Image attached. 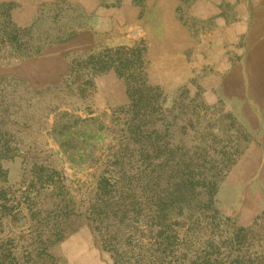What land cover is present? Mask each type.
<instances>
[{"label": "rangeland", "instance_id": "rangeland-1", "mask_svg": "<svg viewBox=\"0 0 264 264\" xmlns=\"http://www.w3.org/2000/svg\"><path fill=\"white\" fill-rule=\"evenodd\" d=\"M132 97L147 152L122 160ZM0 116V264H264V0H0ZM180 165L194 202L156 226L150 197ZM104 177L139 225L101 241L76 220L47 244L51 202L77 208Z\"/></svg>", "mask_w": 264, "mask_h": 264}, {"label": "trees", "instance_id": "trees-1", "mask_svg": "<svg viewBox=\"0 0 264 264\" xmlns=\"http://www.w3.org/2000/svg\"><path fill=\"white\" fill-rule=\"evenodd\" d=\"M128 108L130 110L128 109L126 111L123 119L124 122L121 124L116 122L111 128L112 135L114 136L113 138H115L114 148L116 149V152L121 155L120 158L122 160L124 157L127 158V155L133 151L140 153L138 154V157L141 160L142 155L147 151L143 150V144H141L142 141H136L135 138H144L147 123L150 124V122L145 121L143 115L145 108L141 112L142 109L138 105L137 97L136 99L135 97L130 99V106ZM64 116L70 118V114L64 113ZM73 117L75 120L80 121L78 117L74 115ZM158 121L159 119L155 118L151 125L157 126L156 123ZM69 122L70 119H68V122L66 121L65 128L63 127L59 130L60 137H64L65 133L69 131ZM81 122L84 123V121ZM68 134L70 133L68 132ZM6 149H8V147H6ZM0 152H4L3 148ZM114 156L117 157L118 155L115 154ZM186 172L187 167L184 165L174 167L173 172L167 177V181L160 183L161 186L163 185V190H161L160 193L157 192L153 194L156 197L153 195L150 197V199L154 200V225L162 227L161 223L166 220V212L168 210H172L180 206L184 207V205L191 206L193 204L194 196L189 195L190 191L186 189L187 186L191 185V180L187 177ZM141 173L142 172L136 173V177L132 176V178L138 179ZM120 175L123 177L125 176L124 173H120ZM160 176L161 175L157 174L154 177V180L156 181L155 186L157 188L159 187ZM152 180L153 178L150 177L144 183L143 181H140V183L137 182L138 190L142 191L144 188L146 189V187L151 184ZM100 181L101 182L98 185L95 184L93 190L91 191L92 195L86 203H83L77 208L73 206L74 202L70 197L67 198V200H65L66 198L64 197L65 199H54L51 202V206L53 207L52 212H54V221H52V225L49 228L51 230L46 236L47 244L49 243V245H53L54 243L59 242L63 238L62 233L65 231L64 228L72 224L74 225L76 220H79V222L85 221L89 231H91L94 236L97 234L99 240L101 241L109 240L110 234L108 230L110 227L120 228V226L126 224V222L132 223L130 224L131 226L139 225L138 217L141 216L142 212L140 203H138L140 199H136V197L133 196L131 188L129 189V186L121 185V181H119L118 177H115V179L104 177L101 178ZM109 181L113 182V184H109ZM54 186H56V182L52 181L51 184H49L51 191L54 189ZM124 191H128L127 194L130 197L125 196ZM57 196L60 195L57 194ZM128 200L131 202L129 203ZM132 200H134L135 203H132ZM103 224H105V227ZM156 232L159 234L161 231ZM132 236L135 237V235ZM106 250L110 253V257L112 258V248L108 247ZM114 251L117 253V250L114 249ZM131 253L133 259L135 260V264H154L149 257H145L144 250L136 251L135 249H131ZM167 263L170 264L169 259H167L163 264Z\"/></svg>", "mask_w": 264, "mask_h": 264}]
</instances>
